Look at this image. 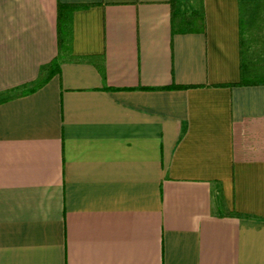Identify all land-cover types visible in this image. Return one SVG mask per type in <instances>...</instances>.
<instances>
[{
	"label": "crops",
	"instance_id": "obj_1",
	"mask_svg": "<svg viewBox=\"0 0 264 264\" xmlns=\"http://www.w3.org/2000/svg\"><path fill=\"white\" fill-rule=\"evenodd\" d=\"M0 264H264V0H0Z\"/></svg>",
	"mask_w": 264,
	"mask_h": 264
},
{
	"label": "trees",
	"instance_id": "obj_2",
	"mask_svg": "<svg viewBox=\"0 0 264 264\" xmlns=\"http://www.w3.org/2000/svg\"><path fill=\"white\" fill-rule=\"evenodd\" d=\"M77 6L75 5H66V4H60L59 6V41H60V51H64L68 45V36L70 33V12L75 10ZM176 17L180 18L182 17L181 14H177ZM191 24L194 22V24H199V20L201 19L200 13L196 10L192 11L190 15ZM243 45L247 46V43H243ZM57 61L55 60V63Z\"/></svg>",
	"mask_w": 264,
	"mask_h": 264
},
{
	"label": "rangeland",
	"instance_id": "obj_3",
	"mask_svg": "<svg viewBox=\"0 0 264 264\" xmlns=\"http://www.w3.org/2000/svg\"><path fill=\"white\" fill-rule=\"evenodd\" d=\"M261 38H262V35H261L260 31L258 32V30H256V28L254 27V29L252 30V32L250 34V39H252L254 41L255 45L259 48V51H260V47H262V45H263Z\"/></svg>",
	"mask_w": 264,
	"mask_h": 264
}]
</instances>
